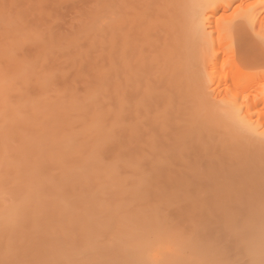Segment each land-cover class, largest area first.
Listing matches in <instances>:
<instances>
[{"label": "bare ground", "instance_id": "1", "mask_svg": "<svg viewBox=\"0 0 264 264\" xmlns=\"http://www.w3.org/2000/svg\"><path fill=\"white\" fill-rule=\"evenodd\" d=\"M250 3L115 0L114 61L83 96L49 94L38 71V95L13 89L24 65L0 76V262L149 264L171 242L187 255L168 264H264V0ZM200 93L225 120L173 103Z\"/></svg>", "mask_w": 264, "mask_h": 264}, {"label": "rangeland", "instance_id": "2", "mask_svg": "<svg viewBox=\"0 0 264 264\" xmlns=\"http://www.w3.org/2000/svg\"><path fill=\"white\" fill-rule=\"evenodd\" d=\"M250 1L252 3L254 0ZM114 2L115 0H0V76L11 75L12 78V74L16 75V67L21 65L23 68L24 65L29 69L25 67L23 69L31 71L32 74L24 71L25 73L22 72V75H19L21 77L14 78L13 89L16 87L21 90V86L24 85L22 89L25 88L28 93L31 92V95L32 93L38 95L40 89L37 87L38 85L36 86L35 79L40 74L48 73L49 94H53V90L62 91L65 88L63 91L70 92L72 90L71 94L83 96L89 85L97 86V69H99L97 66L107 65L114 61L115 53L111 44ZM230 9L229 11L232 12L233 10ZM236 22L243 24V19L237 17ZM243 47L240 46L239 50ZM251 47L254 48L253 52L264 54V38L252 35ZM242 51L239 52V58L241 55L243 58L250 56V53L245 52L246 50ZM33 66L37 70H34L36 68ZM40 66L43 67V70L40 69ZM32 70L34 73L38 71L39 74L33 75ZM205 73L206 76H210L212 70ZM27 75L33 77V81L24 80L28 77ZM173 101L174 104L189 105L185 110L194 111L200 116L210 118L213 116L216 119L225 120L226 116L220 113L224 109V103L220 100H213L212 97H207L202 93L192 103L191 101L182 102L180 99ZM200 163L206 166L204 159ZM175 168H179L177 163L170 166V163L161 162L159 165V169L164 173L174 172ZM187 170L189 177L194 176L191 168ZM190 181L191 186L196 187L199 182L206 180L194 179ZM157 183L166 184L165 178H160ZM163 212L175 220L180 214L175 206H167ZM111 223L108 225L113 227V223ZM184 229L187 230L188 226L184 225ZM210 229L209 233L213 228ZM212 232L215 231L212 230ZM170 243L165 242L152 247L148 253L150 257V253L153 252L151 257H154L155 260L150 258L149 264H165L168 262L167 255L170 256L174 253L187 255L184 250V252L176 251L177 247ZM228 244L229 242L225 241V245L224 243L222 245L227 247ZM231 250L229 252L233 255L234 252ZM187 257L189 258V256ZM247 261L249 262L247 259L241 260L243 264ZM248 262L246 264H249ZM3 263L5 262H0V264Z\"/></svg>", "mask_w": 264, "mask_h": 264}]
</instances>
